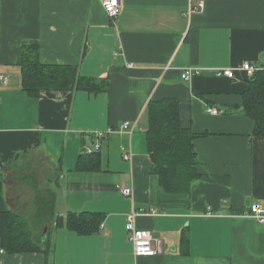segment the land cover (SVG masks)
Segmentation results:
<instances>
[{"label": "crops", "instance_id": "crops-1", "mask_svg": "<svg viewBox=\"0 0 264 264\" xmlns=\"http://www.w3.org/2000/svg\"><path fill=\"white\" fill-rule=\"evenodd\" d=\"M121 3L112 18L100 0H0V212L21 210L43 180L57 216L103 217L91 235L63 226L49 255L6 252L0 264H264V224L246 214L264 205V136L243 110L251 75L239 70L264 66V0ZM28 44L44 63L76 66L107 89L31 96L20 65ZM189 68L199 72L185 80ZM222 68H236L235 77L217 75ZM164 98L179 101L182 126L197 135L200 175L187 193L165 191L150 170L147 108ZM126 121L137 127L103 140L101 168L79 170L92 133ZM136 209L157 211L135 219L153 233L155 255H134L126 224Z\"/></svg>", "mask_w": 264, "mask_h": 264}, {"label": "trees", "instance_id": "trees-1", "mask_svg": "<svg viewBox=\"0 0 264 264\" xmlns=\"http://www.w3.org/2000/svg\"><path fill=\"white\" fill-rule=\"evenodd\" d=\"M21 69L23 89L31 96H38L42 90L82 89L97 93L107 89L104 79L84 77L76 66L46 64L40 58L38 44L22 47ZM243 110L255 122L254 133L264 136V66L249 78L248 88L243 94ZM146 146L151 159L150 170L158 176L160 186L167 192L187 193L192 182L199 177L198 159L194 145L197 135L181 124L180 103L175 98L153 100L147 108L145 130ZM79 170L101 168V151L82 153L77 162ZM49 197V198H47ZM38 218L31 223L20 212H0V237L7 253L43 252L49 255L53 243L47 233H37L42 224L53 223L55 194L46 192L39 198ZM41 217V218H40ZM57 226L82 234L91 235L100 230L102 214L92 211L69 212L66 217L58 216Z\"/></svg>", "mask_w": 264, "mask_h": 264}, {"label": "built area", "instance_id": "built-area-1", "mask_svg": "<svg viewBox=\"0 0 264 264\" xmlns=\"http://www.w3.org/2000/svg\"><path fill=\"white\" fill-rule=\"evenodd\" d=\"M102 3L103 8L108 13V15L112 18H116L120 13L122 9V3L121 0H100ZM204 4L201 2L199 4V7H203ZM195 10V8H189V12H192ZM259 68L250 64L249 62L244 63L239 70H242L244 72H247L248 74L252 75L256 70ZM199 70H194L193 68L186 69L182 72V78L185 80H188L192 77L194 73H198ZM236 68H222L216 70L217 75H224L229 78L235 77ZM1 78L4 79V76H1ZM212 114H218L220 113V110L218 108H210L208 110ZM137 127V122L131 123V122H124L122 123L119 128L118 127H109L105 130H98L92 133V139L89 142L88 145H85L83 148V152L85 154H93L95 152H99L102 150V143L103 140L113 132H117L118 130H126L130 134L133 133L134 129ZM122 155L123 159L125 160H131L132 159V152L130 150H127L126 148L122 147ZM122 193L126 196L133 195V190L131 187H124L122 188ZM157 211L155 209H140V210H134L133 213H131L128 217V221L126 224V229L129 232L130 235V241L133 244V251L135 257L139 256H152L157 253V250L154 245V235L150 230H142L138 229L136 227L135 219L138 215L141 214H156ZM246 214H249L253 216L258 222L264 224V205L259 203H254L250 206L249 210L246 212ZM6 253V250L0 246V255Z\"/></svg>", "mask_w": 264, "mask_h": 264}, {"label": "rangeland", "instance_id": "rangeland-1", "mask_svg": "<svg viewBox=\"0 0 264 264\" xmlns=\"http://www.w3.org/2000/svg\"><path fill=\"white\" fill-rule=\"evenodd\" d=\"M56 175L57 174H54L53 177H55ZM52 187L53 186H48L45 181L39 180L38 183L34 187L32 186V189H30V192L26 194V197H25L26 199H23V201L20 202V206L18 207H20L21 210H16V211L20 212L23 216H25L28 219V221L32 223L34 219L38 218V213H39V202H37L39 200L38 198H42L44 197V195L46 196V192L50 191ZM57 217H58L57 214H55L53 223L42 224L40 227V230L38 229V226L36 225L37 233H40V232L47 233L53 243V246H55L56 244L54 240L55 234L57 232H60L61 228H64L63 225L57 226L56 221H55Z\"/></svg>", "mask_w": 264, "mask_h": 264}]
</instances>
